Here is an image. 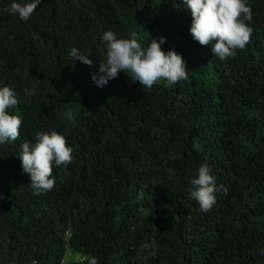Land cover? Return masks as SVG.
I'll return each mask as SVG.
<instances>
[{
    "label": "trees",
    "instance_id": "trees-1",
    "mask_svg": "<svg viewBox=\"0 0 264 264\" xmlns=\"http://www.w3.org/2000/svg\"><path fill=\"white\" fill-rule=\"evenodd\" d=\"M9 3L0 87L23 123L0 144V264H264V0H248L250 40L225 59L193 40L182 0H42L27 21ZM106 31L143 46L166 37L188 79L143 88L121 72L97 87ZM73 47L94 64H74ZM42 131L73 153L34 195L20 145ZM203 163L223 186L207 212L188 193Z\"/></svg>",
    "mask_w": 264,
    "mask_h": 264
},
{
    "label": "clouds",
    "instance_id": "clouds-1",
    "mask_svg": "<svg viewBox=\"0 0 264 264\" xmlns=\"http://www.w3.org/2000/svg\"><path fill=\"white\" fill-rule=\"evenodd\" d=\"M42 0H10L5 11L27 21L38 9ZM190 11L192 22L190 34L200 45H211L215 57L225 59L243 49L248 44L252 28L245 21L252 20L248 0H182ZM149 36V35H148ZM102 39L107 42L106 61L99 64L98 72L91 74L93 83L106 87L110 81L124 72L131 83L139 82L143 88H152L159 81L174 85L188 79L186 61L174 49L165 52L162 45L166 37L152 38L147 46L139 42V36L133 32L130 38H117L112 31H106ZM69 58L92 66L93 59L81 50L73 47ZM26 95H33L31 89H25ZM18 104L15 91L10 86L0 87V144L16 141L21 134L23 118L10 114L8 109ZM21 167L30 176V187L34 195L50 191L55 184L53 168L66 166L72 160L73 149L64 135L56 131L38 132L34 142L25 141L20 145ZM212 168L201 164L193 172L188 193L200 206L201 212L209 211L216 203L215 194L223 187L218 186ZM0 194V199H3ZM141 192L137 199H142ZM147 247V245H145ZM89 264H98L95 257L89 258Z\"/></svg>",
    "mask_w": 264,
    "mask_h": 264
},
{
    "label": "built area",
    "instance_id": "built-area-1",
    "mask_svg": "<svg viewBox=\"0 0 264 264\" xmlns=\"http://www.w3.org/2000/svg\"><path fill=\"white\" fill-rule=\"evenodd\" d=\"M60 264H68V263H67V261L64 259V260L61 261Z\"/></svg>",
    "mask_w": 264,
    "mask_h": 264
}]
</instances>
